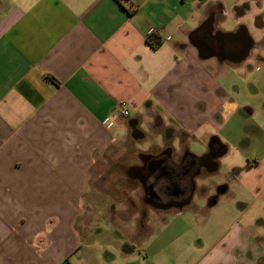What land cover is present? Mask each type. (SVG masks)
Here are the masks:
<instances>
[{"label":"crops","instance_id":"1","mask_svg":"<svg viewBox=\"0 0 264 264\" xmlns=\"http://www.w3.org/2000/svg\"><path fill=\"white\" fill-rule=\"evenodd\" d=\"M0 264H264V0H0Z\"/></svg>","mask_w":264,"mask_h":264},{"label":"flooded vegetation","instance_id":"2","mask_svg":"<svg viewBox=\"0 0 264 264\" xmlns=\"http://www.w3.org/2000/svg\"><path fill=\"white\" fill-rule=\"evenodd\" d=\"M134 135H140L137 132H134ZM214 154H218V152L214 153ZM159 154L156 155H148L149 157L155 158L154 156L158 157ZM139 156L143 159L148 158L147 155L144 154H139ZM157 159V158H156ZM170 159V158H169ZM153 160V159H152ZM201 161V160H199ZM155 161L153 160L152 163L150 164H144L141 167H138L137 165H133L131 166V169H129V173H131L132 175H138V173L140 174V176H142V178L145 180L144 185H143V193H144V200L152 202L154 204H156L157 206H161V207H166L169 205H178L181 206L185 203H187L190 200L191 195L194 193L195 191V183L194 180L196 178H199L201 176H203V172L202 169L200 167V164L198 163H193V166L191 168H189L185 173L184 176L186 177V185L184 186L183 189H181L178 193V191L176 192V194H179L176 196V198H165L164 195V190L162 191H157L155 192L154 187H155V178L152 179V182L149 183V178L150 177H154V172H153V168L155 166ZM202 193L204 191V188L201 189Z\"/></svg>","mask_w":264,"mask_h":264},{"label":"rangeland","instance_id":"3","mask_svg":"<svg viewBox=\"0 0 264 264\" xmlns=\"http://www.w3.org/2000/svg\"><path fill=\"white\" fill-rule=\"evenodd\" d=\"M122 152V151H121ZM119 152L118 150L115 151L116 157L119 158V160L116 161L115 166L113 167V173L115 174V180L111 181L108 176H105V180L107 181H102L94 184V188H100V189H105L109 190L111 192V195L109 194H99L97 199L95 198L96 195H93V199L95 200V203L97 207H108L112 204L117 205V201L121 199L120 196H126L127 195V190L129 191L130 188L128 187L129 183L128 180L125 178L122 169L124 168V163L131 161L132 159V154L129 153V151H123L122 153ZM109 179V180H108ZM93 190V188L91 189ZM95 194V193H91ZM90 194V196H91ZM115 202H114V201ZM116 203V204H115ZM103 216H98L94 220L95 223L102 224L104 222Z\"/></svg>","mask_w":264,"mask_h":264},{"label":"trees","instance_id":"4","mask_svg":"<svg viewBox=\"0 0 264 264\" xmlns=\"http://www.w3.org/2000/svg\"><path fill=\"white\" fill-rule=\"evenodd\" d=\"M146 42L152 49H156L160 45V40L152 36L147 37ZM46 79L52 83H55L54 79L51 77H47Z\"/></svg>","mask_w":264,"mask_h":264},{"label":"built area","instance_id":"5","mask_svg":"<svg viewBox=\"0 0 264 264\" xmlns=\"http://www.w3.org/2000/svg\"><path fill=\"white\" fill-rule=\"evenodd\" d=\"M152 32H153V30L150 29V30L147 32V34L150 36V35L152 34ZM118 107H120V108L122 109V114H123V115H127V111L124 109V108H125V103H123V102L119 103ZM105 122H106V121H104V123H105Z\"/></svg>","mask_w":264,"mask_h":264}]
</instances>
